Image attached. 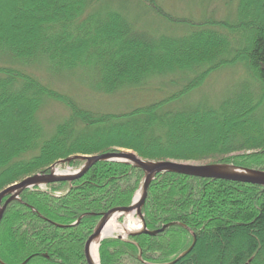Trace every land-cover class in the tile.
Instances as JSON below:
<instances>
[{
    "label": "trees",
    "instance_id": "obj_1",
    "mask_svg": "<svg viewBox=\"0 0 264 264\" xmlns=\"http://www.w3.org/2000/svg\"><path fill=\"white\" fill-rule=\"evenodd\" d=\"M136 5L182 33L139 30L124 12L93 0H0V191L48 174L58 161L120 150L148 161L264 171V0H236L232 22L176 17L157 0ZM233 63L249 75L248 87L216 107L180 104ZM35 66L90 73L91 90L105 96L177 72L191 78L160 101L99 112L41 83ZM47 100L67 110L49 131L38 119ZM143 175L130 164L99 162L71 183L24 190L0 221V264H87L85 241L102 214L130 205ZM142 214L147 231L173 225L156 236L102 240L100 264H264V186L157 174ZM193 236L191 251L173 262Z\"/></svg>",
    "mask_w": 264,
    "mask_h": 264
},
{
    "label": "rangeland",
    "instance_id": "obj_2",
    "mask_svg": "<svg viewBox=\"0 0 264 264\" xmlns=\"http://www.w3.org/2000/svg\"><path fill=\"white\" fill-rule=\"evenodd\" d=\"M93 1L94 5L111 6L113 9H119L118 11L124 12L135 22L139 30L151 33L166 32L174 34H179L183 31L181 27L169 26L158 18H152L149 13L136 5V0ZM157 2L166 12L176 17L189 18L196 22L206 19L216 22L234 21L236 0H157ZM236 46V42H233V47ZM35 67L36 69L32 70L31 74L41 83L71 97L81 107L99 112L127 111L137 106H144L148 103L160 101L177 92L191 78V75L187 77L185 73L177 72L152 78L139 89L126 90L113 96H105L94 93L91 90L93 78L90 73L78 70L54 75L48 73L43 66ZM248 80L249 75H247L242 65L233 63L212 73L201 88L187 94L180 101V104L184 108H194L199 105L216 107L222 99L236 93L242 86L248 87ZM252 83L253 88L251 90L256 92L258 87H256V83ZM66 115L67 110L61 104L47 100L38 113V119L45 129L49 131L54 129L55 125L60 123ZM57 170L61 172L70 171L69 167H66L64 170H60L59 167ZM5 200L4 198L1 205H3ZM123 221V217L118 219L119 224H122ZM131 226L133 230L130 232L137 231L141 227V222L135 215L134 223ZM113 235L123 238L127 236L126 233H115Z\"/></svg>",
    "mask_w": 264,
    "mask_h": 264
},
{
    "label": "water",
    "instance_id": "obj_3",
    "mask_svg": "<svg viewBox=\"0 0 264 264\" xmlns=\"http://www.w3.org/2000/svg\"><path fill=\"white\" fill-rule=\"evenodd\" d=\"M80 160L83 165L78 169V171L73 175H63L55 174L54 168L57 165L68 164L70 161ZM99 162H110V163H125L130 164L135 168H139L143 171L144 176L141 182L139 191L140 195L136 199V195L133 197L132 202L129 206L116 207L108 210L104 214L98 224L93 229L90 236L87 238L84 244L83 253L87 264H94L91 260V243L99 238L102 234L105 225L112 213H134L141 222V229L136 232H130L128 235L134 236L139 234H145L148 236H156L157 234L163 232L167 227L173 225L168 224L162 228L155 231H147L144 218L142 215V207L144 205L149 184L154 179L157 174L163 173H172L184 176H192L197 178H207V179H217L224 180L229 182H238L243 184H252L258 186H264V171L255 170L248 168L235 167L233 165L227 164H208V165H199L194 163H182V162H173V161H148L139 158L136 154L130 151H117L110 152L101 155L94 156H74L66 160L58 161L53 164L50 168L48 174H37L29 178L24 179L20 183H15L11 186H8L0 192V221L3 218L4 213L7 210V207L12 201H19L20 194L27 189L33 187L47 185L52 183H71L74 180L80 179L83 177L95 164ZM6 199L3 205H1L3 199ZM104 239V238H103ZM118 239H122L121 236H118ZM102 239H100L101 241ZM99 241V243H100ZM98 243V247H99ZM195 245V236H193V242L188 250L182 253L176 260L184 257L188 254ZM98 249V248H97Z\"/></svg>",
    "mask_w": 264,
    "mask_h": 264
},
{
    "label": "bare ground",
    "instance_id": "obj_4",
    "mask_svg": "<svg viewBox=\"0 0 264 264\" xmlns=\"http://www.w3.org/2000/svg\"><path fill=\"white\" fill-rule=\"evenodd\" d=\"M139 191L136 195V199L140 195ZM123 217L124 221L122 224H119L118 219ZM132 223H134V213H112L110 216V219L108 220L107 224L105 225V228L102 231V234L99 238L94 240L91 243V260L93 261L94 264H99V257H98V243L100 239H103L105 237H110L111 235L115 233H129L131 230H133V227L131 226ZM134 226V225H133Z\"/></svg>",
    "mask_w": 264,
    "mask_h": 264
}]
</instances>
